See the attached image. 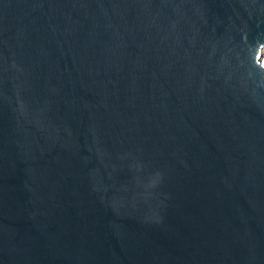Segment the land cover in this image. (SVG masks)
I'll list each match as a JSON object with an SVG mask.
<instances>
[{"label":"water","instance_id":"1","mask_svg":"<svg viewBox=\"0 0 264 264\" xmlns=\"http://www.w3.org/2000/svg\"><path fill=\"white\" fill-rule=\"evenodd\" d=\"M264 0H0V264H264Z\"/></svg>","mask_w":264,"mask_h":264},{"label":"bare ground","instance_id":"2","mask_svg":"<svg viewBox=\"0 0 264 264\" xmlns=\"http://www.w3.org/2000/svg\"><path fill=\"white\" fill-rule=\"evenodd\" d=\"M264 65V64H263Z\"/></svg>","mask_w":264,"mask_h":264}]
</instances>
